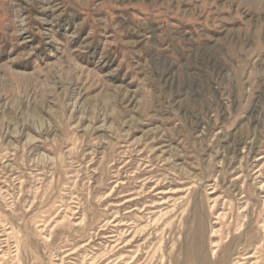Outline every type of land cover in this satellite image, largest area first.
<instances>
[{
  "label": "rangeland",
  "instance_id": "1",
  "mask_svg": "<svg viewBox=\"0 0 264 264\" xmlns=\"http://www.w3.org/2000/svg\"><path fill=\"white\" fill-rule=\"evenodd\" d=\"M0 264H264V0H0Z\"/></svg>",
  "mask_w": 264,
  "mask_h": 264
},
{
  "label": "bare ground",
  "instance_id": "2",
  "mask_svg": "<svg viewBox=\"0 0 264 264\" xmlns=\"http://www.w3.org/2000/svg\"><path fill=\"white\" fill-rule=\"evenodd\" d=\"M196 246L199 247L198 244H196ZM252 257H253V256H251V257H249V258H252Z\"/></svg>",
  "mask_w": 264,
  "mask_h": 264
}]
</instances>
